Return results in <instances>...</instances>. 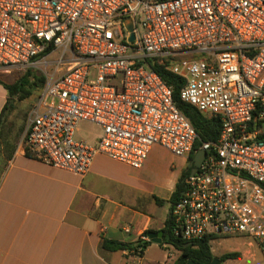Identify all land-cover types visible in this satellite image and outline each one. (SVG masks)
<instances>
[{"label": "built area", "instance_id": "2783aa9c", "mask_svg": "<svg viewBox=\"0 0 264 264\" xmlns=\"http://www.w3.org/2000/svg\"><path fill=\"white\" fill-rule=\"evenodd\" d=\"M57 49L23 153L84 176L98 155L140 169L154 146L179 158L203 150L173 205L174 236H244L264 251V0H0V69ZM155 59L183 78L184 102L220 118L216 142L194 150L198 134ZM81 121L100 127L96 144L75 138ZM142 252L125 249L130 264Z\"/></svg>", "mask_w": 264, "mask_h": 264}, {"label": "crops", "instance_id": "0c3cea01", "mask_svg": "<svg viewBox=\"0 0 264 264\" xmlns=\"http://www.w3.org/2000/svg\"><path fill=\"white\" fill-rule=\"evenodd\" d=\"M28 69H0V264H130L125 249L106 246L111 243L142 246L133 264H174L179 254L166 251L163 239L177 201L172 202L174 193L184 185V173L190 175L195 154L179 158L154 146L140 169L98 155L90 172L80 176L23 153L26 127L22 123L20 136L9 139L8 121L22 101L30 115L47 84L23 100L12 95L9 86L20 79L16 74ZM159 232L163 236L157 244L151 234ZM244 238L242 257L221 264L243 258L264 264V251Z\"/></svg>", "mask_w": 264, "mask_h": 264}, {"label": "trees", "instance_id": "16d2710c", "mask_svg": "<svg viewBox=\"0 0 264 264\" xmlns=\"http://www.w3.org/2000/svg\"><path fill=\"white\" fill-rule=\"evenodd\" d=\"M152 69L160 75L162 80L172 87L173 89V101L175 102L179 111L188 119L193 128L198 134V141L195 145L194 150H199L202 143L205 142H216L219 138L221 131V120L218 117L204 115L199 112L194 106L184 102L181 99V89L184 86L183 78L166 70L168 61L165 59H155L149 61ZM33 78V80L31 79ZM36 81V82H33ZM45 79L35 77L31 69H28L27 73L22 76L17 83L9 86L10 93L17 95L19 99L23 100L32 95L35 91L41 90L44 86ZM189 176V173H184L183 179ZM184 189V185L180 183L176 192L174 193L173 203L181 197V193ZM173 222L170 216V220L167 223L165 229V235L163 242L174 247L179 251V257L174 264H187L189 261H195L199 264H210L216 257L212 252L211 242L219 237L205 238L200 241L186 242L179 237L174 236ZM190 243L189 246H186ZM112 249H126L119 243H111L106 245ZM240 255L238 253H227L222 255L219 259L223 262L229 259H237Z\"/></svg>", "mask_w": 264, "mask_h": 264}, {"label": "rangeland", "instance_id": "374dc122", "mask_svg": "<svg viewBox=\"0 0 264 264\" xmlns=\"http://www.w3.org/2000/svg\"><path fill=\"white\" fill-rule=\"evenodd\" d=\"M61 56H62V50L57 49L51 54H49L46 58H41V59L38 58L40 60L37 62V64L34 67L31 68L32 74L37 78H44L45 80L50 79L55 73L56 61L60 60ZM26 73L27 72L17 73L16 77L21 78ZM96 76H97V71L92 70L89 79L95 80ZM31 79L33 80V78ZM35 98L36 97H32V99ZM20 104H21L20 109L15 111V113H13L11 119H9L7 124L9 131L8 134L6 133V136L9 137V139H12L16 135L17 137L20 136L18 134V130L21 128L22 123L26 127V130L29 125V113L26 112H29L30 107L28 108L24 106L23 101ZM100 134H101L100 127L86 121H81L77 126L75 138L77 140H85L88 143H91ZM21 144H22V140H19L18 145L21 146ZM247 242L248 241L246 238H244V236H228L224 238L219 237L216 242L211 243V246L215 256L218 258H220L222 255L227 253H238L240 257H242V253L239 250L246 249ZM166 251L174 254L175 257L178 256L179 254L178 250H176L174 247L168 244ZM229 264H254V262L252 259L243 258V260L230 261Z\"/></svg>", "mask_w": 264, "mask_h": 264}, {"label": "water", "instance_id": "95a60500", "mask_svg": "<svg viewBox=\"0 0 264 264\" xmlns=\"http://www.w3.org/2000/svg\"><path fill=\"white\" fill-rule=\"evenodd\" d=\"M127 28L132 31V25L128 24ZM134 39V35L131 36V41ZM206 156V152L203 150H200L199 152H197L192 160V162L189 165V168L191 169L190 175H194L198 168L201 166L204 158ZM162 236H163V232H159L158 234H151V237L153 238V242L160 244L162 242ZM190 243H188L186 246H189ZM221 260L219 258H214L212 260V262L210 264H221ZM187 264H199L198 262L195 261H189Z\"/></svg>", "mask_w": 264, "mask_h": 264}]
</instances>
